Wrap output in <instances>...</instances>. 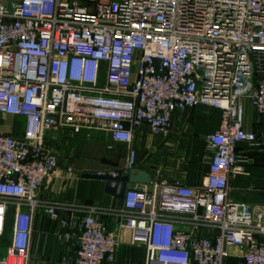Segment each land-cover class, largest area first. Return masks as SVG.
<instances>
[{
	"label": "built area",
	"instance_id": "2783aa9c",
	"mask_svg": "<svg viewBox=\"0 0 264 264\" xmlns=\"http://www.w3.org/2000/svg\"><path fill=\"white\" fill-rule=\"evenodd\" d=\"M245 101L264 116V0H0V116L25 119L19 133L0 131V264H29L39 210L77 247L73 264L117 261L119 236L98 219L108 209L39 198L59 173L50 133L132 144L147 127L168 138L174 114L199 107L221 116L206 136L203 186L128 187L124 227L145 264H225L227 247L245 249L241 264H264V207L230 199V177L249 161L241 147L259 144ZM136 158L131 150L128 170Z\"/></svg>",
	"mask_w": 264,
	"mask_h": 264
},
{
	"label": "crops",
	"instance_id": "0c3cea01",
	"mask_svg": "<svg viewBox=\"0 0 264 264\" xmlns=\"http://www.w3.org/2000/svg\"><path fill=\"white\" fill-rule=\"evenodd\" d=\"M244 108L249 117L245 128L258 134L264 131V116L257 114L247 101L244 102ZM1 117L5 121L0 125L1 132L19 133L25 127L24 118L0 116V119ZM220 122V112L216 109L199 107L178 111L173 116L172 133L168 138L153 136L147 127H141L135 131L132 144L113 142L106 134L99 132H92L90 136L85 133L75 135L69 130L52 132L48 135L47 144L58 156L59 173L42 186L39 198L62 205L79 203L108 209L98 219L109 232L119 236L120 246L115 264H145V246L134 243L132 231L124 227L123 203L106 192V182L85 179L83 174L115 169L129 171V153L135 150L137 158L134 169L148 173L149 181L146 184H130L129 188L150 191L154 183L160 182H181L194 188L202 187L211 157L206 136L216 131ZM94 134L97 136L94 137ZM80 138H86L90 143H84L78 155L79 148L73 144ZM96 138L104 139L106 149L112 146V150L107 149L105 157L99 156L97 149L100 144ZM64 140L72 143L69 145L68 142L66 151H56L51 147L52 144H62ZM241 149H244L249 161L241 163L236 174L230 177V199L259 209L264 207V176L260 174L261 162L258 161L261 159L254 154L255 150H247L245 147ZM203 164L206 165L204 168ZM68 168H72L73 172L68 173ZM62 217H69V213L62 211ZM176 225L179 230L191 231L182 218L177 220ZM59 232V223L50 219L45 211L39 210L35 214L29 264H73L77 247L71 242L60 240L57 236ZM215 234L214 231L204 229L200 236L213 238ZM227 251L225 264L242 263L244 248L227 247Z\"/></svg>",
	"mask_w": 264,
	"mask_h": 264
},
{
	"label": "water",
	"instance_id": "95a60500",
	"mask_svg": "<svg viewBox=\"0 0 264 264\" xmlns=\"http://www.w3.org/2000/svg\"><path fill=\"white\" fill-rule=\"evenodd\" d=\"M113 166L117 167V165ZM82 177L106 182V192L122 203L130 184H146L149 181L148 173L136 169L129 171L115 169L112 171L86 172Z\"/></svg>",
	"mask_w": 264,
	"mask_h": 264
},
{
	"label": "rangeland",
	"instance_id": "374dc122",
	"mask_svg": "<svg viewBox=\"0 0 264 264\" xmlns=\"http://www.w3.org/2000/svg\"><path fill=\"white\" fill-rule=\"evenodd\" d=\"M248 113L247 111L245 110V120L248 121ZM253 120V119H252ZM4 119L3 117H1L0 119V125H2L4 123ZM97 136L94 134V137ZM96 141H98V143L100 144V147L97 149V151L99 152V156L100 157H105L107 155V149L105 148V145H104V139L103 138H96ZM69 142V145L72 144L71 141H68ZM67 141L64 140V142L62 144H52L51 147L54 149V150H60V151H66L68 149V144ZM84 143H90L88 139H82L80 138L79 141H74V146H77V148H79V150L77 151L78 155H80V149L82 148L83 144ZM253 150H255L254 154L259 155L258 157H260L261 160H258L260 161L261 163H259L261 166H260V174L264 176V131H261L259 132V144L256 148H254ZM210 155V153H208ZM207 155V156H209ZM256 163H257V160H256ZM255 163V164H256ZM206 165H202V167L204 168ZM10 232H11V227H10V221L7 222L5 228H4V231H3V235L1 237V241H2V246H5L7 244V241L10 237Z\"/></svg>",
	"mask_w": 264,
	"mask_h": 264
},
{
	"label": "trees",
	"instance_id": "16d2710c",
	"mask_svg": "<svg viewBox=\"0 0 264 264\" xmlns=\"http://www.w3.org/2000/svg\"><path fill=\"white\" fill-rule=\"evenodd\" d=\"M256 133V132H255ZM257 134V136H258V138H259V134L258 133H256Z\"/></svg>",
	"mask_w": 264,
	"mask_h": 264
}]
</instances>
